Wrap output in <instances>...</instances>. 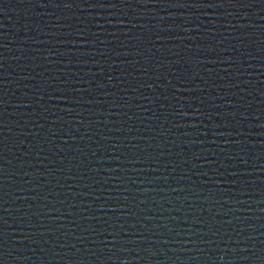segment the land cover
<instances>
[{
  "label": "water",
  "instance_id": "obj_1",
  "mask_svg": "<svg viewBox=\"0 0 264 264\" xmlns=\"http://www.w3.org/2000/svg\"><path fill=\"white\" fill-rule=\"evenodd\" d=\"M0 264H264V0H0Z\"/></svg>",
  "mask_w": 264,
  "mask_h": 264
}]
</instances>
